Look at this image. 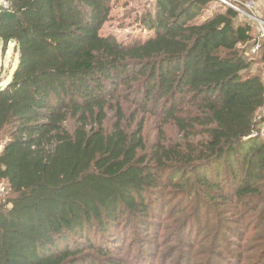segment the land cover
I'll return each instance as SVG.
<instances>
[{"label": "trees", "instance_id": "16d2710c", "mask_svg": "<svg viewBox=\"0 0 264 264\" xmlns=\"http://www.w3.org/2000/svg\"><path fill=\"white\" fill-rule=\"evenodd\" d=\"M114 1L0 6V264H154L174 215L211 232L205 264H264V39L216 0H150L122 44L99 33Z\"/></svg>", "mask_w": 264, "mask_h": 264}, {"label": "rangeland", "instance_id": "374dc122", "mask_svg": "<svg viewBox=\"0 0 264 264\" xmlns=\"http://www.w3.org/2000/svg\"><path fill=\"white\" fill-rule=\"evenodd\" d=\"M5 1L6 0H0V6H4ZM149 1L150 0L114 1L112 3L109 20L102 26L99 32L100 35L102 37H113L117 42L122 44H129L133 40L145 41L146 39H148L151 33L141 28L140 19L144 14L145 9L149 7ZM224 1L225 2L216 0V2L221 3L222 5L228 6L227 4H231L229 0ZM235 4V8L232 10L238 14L239 19H245L251 22L255 27L258 35L263 38L264 0H244V4L238 2L236 5ZM209 12H211V10ZM209 12L206 13L202 18L198 19V22H202L203 20H205L210 15ZM254 59L256 60L257 58ZM15 66L16 55L13 53V45H8L7 49L2 50V46L0 44V87L4 86L5 83L9 80ZM252 72L254 75H262L264 79V65L255 64ZM131 111L128 114H130ZM157 126V121L151 119H148L143 123V138L147 146H150L157 138ZM171 132L172 131H168L167 134ZM3 137L4 136H0V145H3L5 142ZM223 168V166H220L219 168V170L221 169V174L223 173ZM216 169H218L217 166L213 169V174H215ZM4 188L5 186L1 184L0 197H3L7 193L6 191H4ZM189 206H193V201L191 199L187 202L186 208ZM212 207V212L222 218L226 214L225 208L228 206H219L218 209L214 206ZM166 217L167 213L164 211L162 220ZM183 217H185V215H174L173 219H169L168 223H165L166 229L162 230V226L155 229V232L158 231L159 234L153 239L154 246L152 247V251L157 250L156 255L154 256L156 257L154 264H178L180 261V254L186 251L189 255H186L187 258L184 264H205L208 261V254L210 249H212L211 243H209L212 240L211 232H209L210 234L206 235L201 233L194 234L192 231H190V227H187L184 233L179 236V227L182 221H184ZM131 232L132 229L128 231L127 236L124 235V237L122 238V240H124L125 237L128 238V240L125 241L124 248H128V246L132 242ZM189 232L190 235L188 236ZM171 236L173 238H171ZM205 238L206 240L204 241ZM172 245L176 247L173 248L175 251L174 253H172V248H170ZM225 245V241H222V244L219 246V248H217L218 250H222L224 254L227 248ZM148 260L149 256L145 255L143 256L141 261L147 262Z\"/></svg>", "mask_w": 264, "mask_h": 264}, {"label": "built area", "instance_id": "2783aa9c", "mask_svg": "<svg viewBox=\"0 0 264 264\" xmlns=\"http://www.w3.org/2000/svg\"><path fill=\"white\" fill-rule=\"evenodd\" d=\"M220 1H223V2H225L224 0H220ZM229 3V2H228ZM228 5V7L229 8H231V9H234L235 8V6L234 5H232V4H227ZM263 36V38H264V35H262ZM259 50V45H256L252 50H251V54H255L257 51ZM1 148V147H0Z\"/></svg>", "mask_w": 264, "mask_h": 264}]
</instances>
